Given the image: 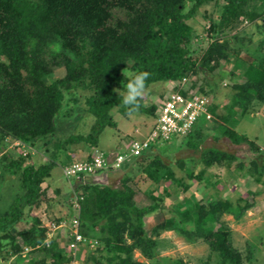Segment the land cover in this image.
Here are the masks:
<instances>
[{
    "label": "trees",
    "instance_id": "trees-1",
    "mask_svg": "<svg viewBox=\"0 0 264 264\" xmlns=\"http://www.w3.org/2000/svg\"><path fill=\"white\" fill-rule=\"evenodd\" d=\"M197 16L206 20V38L190 22L197 21ZM243 21L254 23L263 38L252 42L251 34L238 28ZM195 38L199 53L192 48ZM241 51L250 60L241 58ZM224 63H231L227 72L223 70ZM139 70L151 73L148 89L156 82L170 83L166 97L173 92L212 94V84L210 88L196 87L200 73L205 83V77L215 71L220 79L230 78V99L220 108H208L211 119L220 120L222 135L233 143L247 141L259 150L254 140L226 124L231 113L254 112L257 103L264 107V0H0V171L2 177L5 173L18 174L23 188L8 210L0 214V264H7L10 258L21 261L23 254L27 256L23 264H70V231H66L63 242L62 238L47 239V228L24 208L40 206L42 184L52 175L57 160L65 159L59 160L63 166L92 160L99 135L106 127L116 126L112 109L120 107L128 113L119 97V90L127 83L124 73ZM239 75L244 78L242 82L234 79ZM78 94L84 98L82 109L93 117L89 132L70 134L48 145L59 133L57 120L81 103ZM163 96L159 92L158 97ZM158 104L160 100L148 105L142 100L138 112L156 118ZM195 124L185 134L184 144L200 149L202 166L197 171L195 158H190L191 166H187L186 159H180L184 177H176L173 166L163 160L168 149L158 146L174 136L150 142L146 150L120 168L110 169L107 173L122 172L117 187L91 181L92 176L83 172L70 179L64 176L79 205L78 213L72 216L78 218V230L86 239L75 251L76 259L84 253L80 264H144L133 258V250L153 258L159 240L152 235L163 230H173L189 242L206 241L214 252V264H243L222 214L240 219L251 206L246 198H222L213 193L203 201V191L204 199L188 195L175 202L171 210L164 202L175 195L178 186L187 191L193 179L203 187L210 184L217 188L221 179L215 176L212 180L211 175H206L207 167L229 165L234 159L229 151L213 146L202 148L208 134ZM14 140L24 144V148L16 146L21 149L17 156L6 151ZM82 142L90 149L82 155L84 158L69 159L71 146ZM25 144L48 152L50 160L24 165L32 158ZM130 170L136 171L139 181L147 183L142 192ZM234 170L229 178L238 171L243 177L251 175L259 181L264 174V167H258L255 160L249 165L239 160ZM132 180L134 184L130 185ZM137 191L151 202L139 206L135 200ZM166 208L169 215L147 233L145 216L155 211L164 213ZM67 219L61 215L56 223ZM23 222L29 225L15 229ZM87 240L96 243L91 247Z\"/></svg>",
    "mask_w": 264,
    "mask_h": 264
},
{
    "label": "rangeland",
    "instance_id": "rangeland-1",
    "mask_svg": "<svg viewBox=\"0 0 264 264\" xmlns=\"http://www.w3.org/2000/svg\"><path fill=\"white\" fill-rule=\"evenodd\" d=\"M209 10V9H208ZM197 21H190L199 34L206 38V33L204 32V27L207 28L206 20L202 17L197 16ZM238 28H241L245 33L251 34V41L257 42L261 40V36L255 27L254 23L242 22L238 25ZM234 32V31H233ZM232 32V33H233ZM197 38L194 39L193 47L196 48V53L200 52ZM205 46V42L201 43ZM241 58L250 60V57L244 52L241 51ZM224 72H227L231 68V63H224ZM56 74H60V71H56ZM208 83H205L203 79V74L200 73L199 78L197 79L196 87L203 85L205 88H210L212 85L215 87L211 95L212 103L209 106L222 107L223 104L227 103L230 99L229 93L231 92L232 80L228 77L220 79L218 77L217 71L214 74H210L205 77ZM233 79V78H232ZM238 82H242L244 78L242 75L234 77ZM215 83V84H214ZM212 84V85H211ZM170 83L156 82L150 85V94H146L143 98L144 105L150 104L152 101L156 103L160 100L158 104V109L166 98L167 93L170 89ZM159 92L164 96L160 99L158 97ZM83 95L78 94V100L81 102L79 106H75L71 111H65L66 115L60 117L56 122L58 124L59 133L53 139L49 140L48 145H51L54 140H62L70 134L83 133L87 134L90 130L91 124L93 122V117L87 112L84 111L83 105ZM83 107V109H82ZM115 107L111 111V115L116 121L115 127H106L102 133L99 135L98 146L96 147L100 151H106V153L113 152L115 149H123L124 144L130 141L131 136L137 138H143L155 123V117L151 114H145L142 112H137L132 116H129L128 113L123 112V108ZM255 111L251 113L241 114L239 112L231 113L228 119V126L234 128L237 133L245 134L250 139L254 140L258 145L259 150L251 147L250 143L247 141H242L239 144L233 143L227 137L222 135L223 125H221L220 120L216 118L206 119L202 114L196 122V126L202 127L203 131L208 134L202 143V148L207 147H217L218 149L226 150L234 155V159L229 165H217L214 164L206 169V175H211L212 180L215 176H219L221 179L220 184L217 188H214L212 185L203 187V183L197 182V180H191V185L187 191H182L179 186L174 189L176 192L174 196L165 198L164 202L167 204L169 210L174 208V203L180 201L183 197L193 196L195 200L201 199L204 195L203 191L206 192L205 199H210L209 194L216 193L218 197L222 198H231L236 199L240 196L242 199L246 198L248 202L251 203V206L246 209L240 219H236L232 214L223 213L222 220L230 229V237L232 245L241 252L243 256V264H263L264 263V174L259 181H256L251 175L242 176L238 171L234 177H230L232 173L235 172V165L241 160L243 164L249 165L251 160H255L258 167H264V107H261L260 104H255ZM210 110V109H209ZM211 111V110H210ZM212 112V111H211ZM221 112V111H219ZM64 125V126H63ZM187 137L183 136H174L168 143L159 144L158 146L168 149L166 154L163 156V160L166 163L173 166L176 177H184V169L179 168L180 159L187 160V166H191L192 160L190 158H195L196 167L195 170L198 171L201 168L202 164L199 161L201 156L200 149L193 150L187 144H184ZM17 145H23L18 143V141H10L7 147V150L11 156H17L19 154V149ZM26 145V144H25ZM22 146V147H23ZM24 148V147H23ZM26 148L30 150L32 158L24 162V165L27 163H45L50 160V156L47 152L38 151L36 147L26 145ZM71 157L76 159L84 158L83 154H87L90 150L85 143H77L71 146ZM95 149V148H93ZM23 150V149H22ZM25 152V153H24ZM27 152L24 150L23 154ZM66 160V161H69ZM198 159V160H197ZM63 162L65 159H59ZM59 160L56 161L55 166L52 168V175L47 178L43 184L42 189L44 191L43 200L40 203L39 207L33 206L30 208L26 206L24 211L30 213V216H37L42 226L47 228V239L53 237L56 239L62 238L63 240L67 237L66 231H70V221L74 218L72 215L78 213L79 205L76 201V197L70 194L71 185L68 180L65 179L62 168V164H59ZM7 163V162H6ZM7 172V171H5ZM122 172L111 171V173L100 172L97 175H93L90 179L94 182L106 183L112 187H117L120 185ZM129 173L135 175L137 179L136 171L130 170ZM74 179V178H73ZM134 180V179H133ZM130 181L129 184L133 185L134 181ZM137 182L140 185L141 189L145 188L146 182L139 181ZM140 191H137L135 195L136 203L139 206H146L151 201L144 196ZM23 188L18 180V174H4L2 177V172L0 171V214L6 212L10 204L14 199L21 195ZM156 193V192H155ZM171 213V212H170ZM61 215H66L67 220L56 223V219ZM169 212L166 208L165 212L155 211L144 218V228L149 233L150 228L158 223L164 216H168ZM73 217V218H72ZM71 219V220H70ZM25 222L20 223L21 227L28 226ZM153 238L159 240L158 248L153 256V258H148L143 255L138 249L133 250V258L144 264H172L174 262L182 261V264H214V252L210 250L209 245L204 240H197L196 242H189L185 240L182 236L177 234L173 230H163L158 235H152ZM63 244V243H60ZM85 251V250H84ZM83 251V252H84ZM78 259L79 264L80 260L84 259V253L80 255ZM27 259L26 254H23L21 261L14 262V259L10 258L7 264H23ZM78 264V263H77ZM107 264V263H103Z\"/></svg>",
    "mask_w": 264,
    "mask_h": 264
},
{
    "label": "built area",
    "instance_id": "built-area-1",
    "mask_svg": "<svg viewBox=\"0 0 264 264\" xmlns=\"http://www.w3.org/2000/svg\"><path fill=\"white\" fill-rule=\"evenodd\" d=\"M210 102L211 98L209 96L198 94L194 91L185 95L178 92L169 93L157 111L154 125L145 137L141 139L132 138L128 143L124 144L123 149H117L106 154L96 149L92 160H77L65 165L62 168L63 175L70 179V177L77 176L82 172L89 176L98 173L97 171L118 169L133 156L139 155L146 150L150 142L155 140L162 141L172 136L189 133L200 115L203 114L206 119H211V113L208 109ZM78 226V218L74 217L70 221L69 226L72 240L67 245V250L73 256L70 264H79V260L74 258L75 251L79 244L86 241L79 232ZM87 241L91 244V247L96 243L90 240Z\"/></svg>",
    "mask_w": 264,
    "mask_h": 264
},
{
    "label": "clouds",
    "instance_id": "clouds-1",
    "mask_svg": "<svg viewBox=\"0 0 264 264\" xmlns=\"http://www.w3.org/2000/svg\"><path fill=\"white\" fill-rule=\"evenodd\" d=\"M128 63L131 64V61H129ZM124 75L127 77V83L124 85L122 90H119L120 103L128 110V115L132 116L141 108V101L148 91L147 82L151 76V73L146 70H139L128 71L124 73ZM108 171L109 170L100 172L107 173ZM100 172L94 175H97Z\"/></svg>",
    "mask_w": 264,
    "mask_h": 264
}]
</instances>
